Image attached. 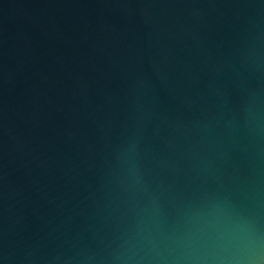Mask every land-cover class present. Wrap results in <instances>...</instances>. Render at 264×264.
<instances>
[{
	"label": "water",
	"instance_id": "obj_1",
	"mask_svg": "<svg viewBox=\"0 0 264 264\" xmlns=\"http://www.w3.org/2000/svg\"><path fill=\"white\" fill-rule=\"evenodd\" d=\"M0 264H264V0H0Z\"/></svg>",
	"mask_w": 264,
	"mask_h": 264
}]
</instances>
